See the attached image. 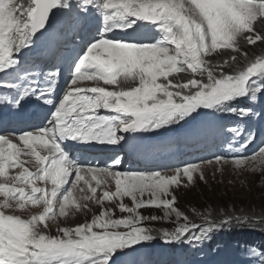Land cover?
I'll return each mask as SVG.
<instances>
[{
	"label": "snow or ice",
	"instance_id": "obj_1",
	"mask_svg": "<svg viewBox=\"0 0 264 264\" xmlns=\"http://www.w3.org/2000/svg\"><path fill=\"white\" fill-rule=\"evenodd\" d=\"M258 42L264 0H0V264H141L154 232L166 242H202L247 219L205 216L204 227L175 206L173 189L185 178L205 179L200 164L181 163L169 175L86 154L97 144L134 148L136 137L125 133L188 125L193 138L230 135L227 154L201 164L264 168V139L246 154L264 136V55L247 51ZM31 98L42 102L33 111ZM225 116L239 119L229 126ZM89 202L98 214L51 234L58 218L92 212ZM13 205L40 211L24 219L7 214ZM160 220L176 226H150ZM245 257L264 264V247Z\"/></svg>",
	"mask_w": 264,
	"mask_h": 264
},
{
	"label": "rangeland",
	"instance_id": "obj_2",
	"mask_svg": "<svg viewBox=\"0 0 264 264\" xmlns=\"http://www.w3.org/2000/svg\"><path fill=\"white\" fill-rule=\"evenodd\" d=\"M261 44H257L255 46H247V51L252 54V55H261L258 52L261 50ZM264 46V45H263ZM96 82H89V81H85L83 82L82 86L84 87H92L95 86ZM101 86H105V87H109L111 88L112 86H108V85H103V82H99ZM242 102V101H241ZM242 105V104H241ZM103 111V110H102ZM225 119V118H224ZM230 119H232L233 121L231 123H225V120H223V123L228 124L229 126H235L234 122H236L239 118L235 117V116H231ZM174 129H177L176 132L174 131ZM187 129V130H186ZM190 129L186 128V125L184 126H178V127H174L173 129L167 130L165 131L166 134L165 136L168 138L170 135H174V136H179L181 135L182 138L183 136H185V133L187 132L188 137L186 139L189 138H193L192 136L189 135V131ZM159 132H162V130H159ZM128 133H125L124 135L127 136ZM219 136H224V137H228L230 138L229 133L221 131L218 133ZM164 136V133H161L159 135V138H155L153 137L150 141L151 147L144 149L142 152L141 151H136V150H126V147L122 150L118 149V146H104V145H99V146H103L106 149L107 148H115L118 149L115 152H108L107 154V158L105 160H102L101 165H104L105 163H110V161L108 160V157L111 155H119L122 159V165H121V169H131V170H145V169H157L158 167H166L167 171L166 174H173L172 171L170 170L171 168L187 162V163H195L192 159H190L185 152H179V150H181V148L184 146V139L181 140H173L171 145H168L166 142V139H163L162 137ZM150 138V137H149ZM264 139V136H260L256 143L252 144L248 149L246 154H250L252 153L255 149L258 148L260 140ZM148 140V139H147ZM191 142V144L193 143V140L190 139L189 140ZM201 142H211V139L208 137L204 138H198V141L196 140V144L193 145V147L198 146V144H200ZM142 147V145H140ZM228 148V147H227ZM206 149V148H205ZM203 149V150H205ZM235 149V148H234ZM207 152V151H206ZM168 153H170L171 155H167ZM224 154H226L224 152ZM139 155H141L139 157ZM144 158V164H140L139 162V158ZM21 159H23L21 157ZM25 159H32V158H28L25 157ZM175 160H179L178 162H174ZM29 168H32L33 166L31 164L26 165ZM201 170L203 172V175L205 177L204 180H201L199 177V174H194V183L192 184H188L185 178L184 184L182 186H180L179 188H174V194L177 196V201H176V207H178L179 210H181L182 212L185 213V215H187L190 218L191 221H193L194 223H197V219L199 218L200 215V210H204L205 212L210 211L211 208H219V206L217 204H208V203H203L204 199L202 195H210L209 196V200L210 198L214 195V191H218L220 192V198L221 195L224 194V196L227 195L228 198H233V200H235L236 197H240V195H238V192L241 191V195H243V192H245V190L243 189L244 186H246L248 183L252 182V185L254 186L255 184L253 182L258 183L259 186H261L264 183V168L258 167L256 170H253L251 168H244V169H237L232 163H228V164H224L221 168L220 165H217L215 162L208 164V163H203L200 164ZM220 169V170H218ZM34 170V169H33ZM15 171L18 170H10V174L15 173ZM2 179V178H0ZM74 179V178H73ZM86 179H91L90 176L86 177ZM212 183L214 187H210L205 185V183ZM91 183L93 184V186L95 185L94 181H91ZM79 187H84L85 188V194L90 195V193H87V185H84L83 182H81ZM112 190H114V183L112 184ZM210 190H214L212 193H210ZM222 190H225V193H223ZM99 189H98V194H99ZM202 192V193H201ZM74 195L79 197L80 193L79 191L74 192ZM147 195L145 196V198H147ZM206 198V197H205ZM3 198L0 197V200H2ZM193 201L192 205H189V201ZM211 201V200H210ZM125 203L129 204V206H131V201L128 198H125ZM213 202V201H211ZM199 203H203V204H199ZM90 207L92 208V212H89L87 214V216H85L83 213H72L70 214L68 217L65 218H58L57 221L52 222L51 223V228H52V232L51 234L55 235V229L57 227V224H59V226L63 227V226H75L79 223H84L86 220L91 219V216L93 214H98L99 212V208L97 206H95L92 202H89ZM107 204V202H106ZM237 208H243L242 205L240 207ZM40 211L39 208H26L25 210H16L15 206L13 205L12 208H9L7 210V214H16V215H20L22 218L27 219L30 217L31 214L36 213ZM222 211H226V210H222ZM141 212L144 214H147L145 212L144 209H141ZM199 213V215H197ZM225 213V212H224ZM117 216L120 215V213L117 210ZM153 214H157V215H161L163 216V211L161 210H155V212ZM127 215V214H125ZM207 215V214H205ZM209 216V215H208ZM225 217V216H224ZM223 216H217V217H210L208 219V222L211 221H216V222H220L223 218ZM175 219V217L173 216V220ZM263 221V220H262ZM183 221L181 220V223ZM208 222L204 223V227L208 226ZM256 222V221H254ZM234 225H239L241 224V222L239 223H235L233 222ZM198 224V223H197ZM263 227H264V223ZM151 227L157 229V230H168L171 231L174 229V227L176 226L175 224L171 223L170 221L167 220H160V221H155L152 222ZM226 225L222 228H220V231L223 230V235L221 234V232L219 231V233H217L215 236L217 238H221L223 236H229V232H227L225 229L227 228ZM156 236V239H154L153 241L144 244L145 246H155L156 244H163L164 245V241L163 239L160 238L159 235V231L154 232L153 233ZM253 236L255 237V240L253 238ZM242 240L244 238H251L249 239V241L245 242L243 241V244H255V242L257 244L260 245H264V229L263 230H259L258 226H255L254 229L252 230H247V233L241 237ZM144 243V242H143ZM201 243V251L199 252V255L197 257V259H208L210 260V258L212 257V251L206 246V243L212 244V241L209 239H205L203 240ZM255 248V247H254ZM178 252V249H176ZM163 250L162 249H158L155 251V254H162ZM226 254V253H225ZM156 261H160V258H154L152 260V262H156ZM144 264H151L148 261H145ZM209 264H211V262L209 261Z\"/></svg>",
	"mask_w": 264,
	"mask_h": 264
},
{
	"label": "trees",
	"instance_id": "obj_3",
	"mask_svg": "<svg viewBox=\"0 0 264 264\" xmlns=\"http://www.w3.org/2000/svg\"><path fill=\"white\" fill-rule=\"evenodd\" d=\"M258 53L264 55L263 45L261 46V50ZM253 183L255 184L254 186L252 185V182L244 186L243 189L245 190V192H243V195H241V191H239L238 195H240V197H236L235 200H233V198H228V194H226V196L222 194L220 198V192L214 190L209 191L210 193L214 191V195L210 198V200L213 202L209 200L210 195H202L204 199L203 203L217 204L219 208H211L208 212H205L204 210L198 211L202 215H200L197 219V223L204 225V223L206 222L204 220L205 216H207L209 219L210 217H224L227 215L234 214L236 216L247 217V219H241V224L239 225H234V223H231L230 226H227L225 230L229 232L230 235H234L235 237L241 238L247 233V230H252L255 226H258L259 230H263L264 227L262 223L264 222H262V220L264 221V183L261 186L258 185L257 181ZM205 185L210 186L211 188L214 187L213 184L210 182L205 183ZM222 191L223 193H225V190ZM192 204L193 201L190 200L189 205ZM241 205L243 208H237ZM223 230L224 229L220 231V229H217V233H219V231L223 232Z\"/></svg>",
	"mask_w": 264,
	"mask_h": 264
},
{
	"label": "bare ground",
	"instance_id": "obj_4",
	"mask_svg": "<svg viewBox=\"0 0 264 264\" xmlns=\"http://www.w3.org/2000/svg\"><path fill=\"white\" fill-rule=\"evenodd\" d=\"M67 74V69L64 70V75ZM6 90H0V95L5 94ZM42 102H38L35 100V98H31L30 100V105H29V111H33L38 104H40ZM179 125L176 126H170V127H178ZM214 134L209 135V137L213 138ZM205 139V137H203ZM204 142H201V144H203ZM228 149V148H227ZM222 150V149H221ZM233 151H235V149L233 148ZM228 152V150L226 151ZM167 155H171L170 153H168ZM25 159V157L23 158ZM220 229V228H218ZM217 229H214L208 236L207 239L212 241V244L206 243V246L213 251L212 257L210 258V260L208 259H197L199 252L201 251V248L197 251V254L195 256V258H192L191 256H182L181 254H179L176 250V248L172 247V246H165L163 244H156L155 246H145L143 245V247L140 250V261L141 264H144L145 261H148L151 264H209V261L211 262V264H223V261L227 258V255L225 254V249L226 248H231L227 245H225V239L224 236L221 238H217L215 235L217 233ZM249 239L251 238H244L242 240V238H240L237 242H236V247H238L239 250L243 251L244 253H246V251L250 248V247H255L256 249H260L261 247H264V245H260L257 244L255 242V244H243V241L247 242L249 241ZM255 240V237L253 236L252 240ZM162 254H155V251L158 249H162L164 248ZM167 251V252H165ZM148 257L149 260L144 259V257ZM160 258V261H156V262H152V260L154 258ZM251 259L250 257L247 258H242V261L247 263V260ZM190 261V262H188ZM243 262H241L240 260H237L235 263L233 264H244Z\"/></svg>",
	"mask_w": 264,
	"mask_h": 264
}]
</instances>
